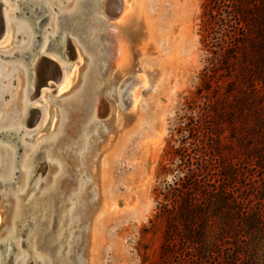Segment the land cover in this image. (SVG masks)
Instances as JSON below:
<instances>
[{
	"label": "rangeland",
	"instance_id": "rangeland-1",
	"mask_svg": "<svg viewBox=\"0 0 264 264\" xmlns=\"http://www.w3.org/2000/svg\"><path fill=\"white\" fill-rule=\"evenodd\" d=\"M62 1L66 2V10H71L75 2ZM203 1L137 0L133 17L144 26V36L133 34L132 23L124 22L125 31L121 35L129 48L130 64L124 73L113 71L110 56L108 63L101 64L100 53L107 47L110 55L113 36L105 26L115 20L105 23L100 16L86 19L82 32L68 30L71 35L66 45L73 46V60H64L67 56L59 46L67 32L61 26L60 38L52 41V47L43 54L44 59L58 65L59 80L46 78L47 85L42 86L37 95L26 99L38 112L34 123L23 126L25 136L33 137L31 144L40 141L34 151L35 161L27 158L24 166L25 171L30 168L34 171L22 194L18 190L14 191L18 193L16 196L9 194L22 183L21 178L17 186L0 187V259L4 254V240L24 241L21 251L32 256L31 244L38 237L35 253L44 262L36 259L31 263L30 258L27 264H76L83 247V239L78 244L76 238L88 230L92 221H78L79 195L83 193L82 203L90 204L94 200L90 192L97 190L103 197L105 209L102 218L94 223L86 264H233L236 255L244 264H264V236L248 235L246 243L240 242L238 235L242 231L222 229L224 212L218 211V204H212L216 203L215 199L210 198L225 183L237 190L243 207H248L249 201L254 204L259 200L254 198L256 192L252 189H262L260 183H250L258 178L255 174L249 175L243 156H235L238 147L226 122L201 123L199 129L193 126L205 102L197 93L208 81L206 60L210 57L200 42ZM110 2L103 1L104 17L108 16ZM1 3L5 29L0 37V55L7 51V56L19 43L14 46L15 27H8L6 22L12 19L11 5L7 0ZM91 14L90 11L88 15ZM43 16L37 20L41 21ZM20 19L21 15H17L16 21ZM45 20L41 25L44 26ZM73 21L72 25L77 20ZM40 33L36 31L35 35ZM89 39L95 42L93 46H89ZM100 43L104 44L101 51ZM54 45L59 46L56 49L60 52L53 49ZM15 60L17 58L0 57V63L5 66ZM25 65L29 68L30 64ZM9 70L5 71L9 73ZM31 72L26 83L21 73L16 77L12 74L8 82L0 73V88H8L3 101L7 103L13 94L16 114L21 112L25 84L29 87L27 92L33 85ZM110 75L112 81H109ZM216 79L218 74L209 79L210 91ZM227 80H219L220 87L225 88ZM255 82L258 87L263 85L260 80ZM86 87L91 89L90 96H81L80 92ZM118 92L122 93L120 101ZM79 94L88 101L86 111L77 108V104L68 105L71 100H82ZM6 107H0L3 116L10 113V110L5 113ZM102 111L105 113L101 114ZM113 126L117 129L115 133ZM88 142L106 149L98 185L93 183L95 177L93 165L87 161L89 155L80 158ZM45 152L48 153L46 158ZM38 163L47 164L43 176L41 171H35ZM233 164H237L236 169L232 168ZM196 167H203L198 173H202L209 186L189 185L191 194H197L196 206L192 207L195 210L181 213V199L192 196L183 190L188 185V170L197 171ZM221 175L228 178L225 176L227 179L223 181ZM4 193L8 194L2 197ZM260 204L264 210V200H260ZM200 208L201 213L196 210ZM131 209L138 214L129 215ZM12 213L19 215L12 229L16 231L14 238L8 235L12 232L9 228ZM226 213V220L229 216L232 218L231 212ZM24 222L30 226L25 227ZM35 226H39L38 232L28 236Z\"/></svg>",
	"mask_w": 264,
	"mask_h": 264
},
{
	"label": "trees",
	"instance_id": "trees-1",
	"mask_svg": "<svg viewBox=\"0 0 264 264\" xmlns=\"http://www.w3.org/2000/svg\"><path fill=\"white\" fill-rule=\"evenodd\" d=\"M200 28V42L210 57L206 60L209 65L206 69L208 81L197 93L205 102L193 126L199 129L201 123L215 125L226 122L238 147L234 151L235 156H243L249 175L255 174L258 178L250 183H260L262 189H252L256 192L254 198L259 200L254 204L249 201L248 207H243L237 190L225 183L220 185V191L210 196L216 201L212 204H218L217 210L224 212L222 229L242 231L238 236L242 239L240 242L246 243L248 235L264 236V210L260 204V200H264V0H204ZM217 74L216 85L210 91L209 79ZM222 78L228 79L225 88L218 84ZM255 80H260L263 85L258 87ZM236 166L233 164L232 168L236 169ZM202 168L188 170V185L183 190L192 196L181 199V213L195 210L192 207L196 206L197 194H191L189 185L201 188L209 186L202 173H198ZM225 176L221 175L223 181L228 178ZM196 210L200 212L202 208ZM226 212H231L232 218L229 216L226 220ZM243 262L236 255L233 264Z\"/></svg>",
	"mask_w": 264,
	"mask_h": 264
},
{
	"label": "bare ground",
	"instance_id": "bare-ground-1",
	"mask_svg": "<svg viewBox=\"0 0 264 264\" xmlns=\"http://www.w3.org/2000/svg\"><path fill=\"white\" fill-rule=\"evenodd\" d=\"M1 1L4 2V0H0V2ZM7 1L9 2L12 8L11 11L12 19L6 21L7 26L15 27L16 34H15L14 46L17 43L19 44L16 47H14L15 50L13 53H11L10 55L8 54L9 56L8 55L5 56L7 51H4L5 53L1 54L3 55V58L9 57L7 59H12V60L17 58V60L12 61L11 62L12 64L7 66L3 65V63H0V73L3 74V79H5L6 82H8L13 75H15L16 77L18 73L23 74L25 83L28 80L29 72L32 71L31 72L32 76L35 75L33 72L34 70L33 67L37 64L38 60L44 59L43 54L47 53L48 49L52 47V41L55 42L56 38L61 33V26H63L67 32L63 34V36L61 37L59 46L61 50H63L62 46L64 47L65 50V47L67 46L66 44L71 35L70 32H73V30L78 31V29L84 28L87 24L86 19L94 20L102 16L105 23L107 22V20L110 19L115 20V23L109 25L106 24L105 26L110 29V33L113 35L110 41L111 43L110 55L107 47L104 46L105 50L103 53H100V57H101V64L102 62L108 63V59L111 57L110 60L113 71H119L120 73L127 72L128 68H130L129 67L130 64L128 60L129 48L125 43L124 40L125 38H123L124 36L121 35V32L125 31L124 24L132 23V28H133L132 33L139 35L140 38L144 36V26L141 23H139V21H137L135 17H133V11L136 12L137 9V0H111L109 8L107 10V14H108L107 17H104L105 15L103 14V11L105 10L103 1L106 2V0H102V1L98 0L96 3L92 0H75L71 10L65 9L66 2L62 0H7ZM93 5H95V9L93 8ZM85 7L88 8L84 10ZM90 11L91 13H93L91 14V16L88 15ZM16 14L21 15L22 19L16 21L17 18ZM44 14H46V17L43 16ZM42 16L44 17L43 19L41 18L42 20L46 19L44 26L41 25L42 20L41 21L37 20L39 19V17ZM60 19H62L63 21H60ZM33 20H36V22H32ZM73 20H77V21L72 25V22H74ZM68 30L70 32H68ZM36 31H40L41 32L40 35L39 34L35 35ZM19 37H21V39H18ZM57 45L56 46L54 45L53 49H55L57 52H60L56 49L59 47ZM103 45H104L103 43L98 44V46L100 47V51L103 48L101 47ZM28 59L29 61L27 62ZM64 60H67V57ZM26 63L30 64L29 68L26 67L27 66L25 65ZM6 67L10 69L9 73L5 71L7 69ZM109 81H112V75H110ZM15 83H16V78L14 84ZM33 85L30 86L29 89L30 91L27 92L29 87H27V84H25V88L21 93V97H22L21 112L17 114H16L17 107L15 106L16 103H14L16 102L15 96L10 93L11 97L9 98L8 102L5 103L3 101V98L5 97V92L8 91V88H0V107L7 106L6 108H4L5 113H7L10 110L9 114H5L4 116L0 114V137H1L0 138V170L2 172L0 176V180L3 182L11 181L13 183L12 185L17 186V184H19L20 178L22 179V183L18 185V187H14L15 189H13V191L9 193L10 195H15V196L18 193H15L14 191L18 190L20 194H22V192H24L25 190L26 181H28L30 174L32 173L31 170L33 168H30L28 171H25L24 166L26 164L27 158L29 159V161H32V159L33 161H35L34 158L36 157V155L34 154V151L37 144L40 142L38 141L34 144H31L33 137L27 138L25 136V130L23 127L24 125L27 126L29 110L32 109L31 104L26 102V99L27 98L30 99L34 96ZM90 93H91V89L90 88L87 89V87L85 88L84 92L83 91L80 92L81 96H83V94L84 96H88V95L90 96ZM80 94L79 96L78 95L77 96L80 97ZM121 94L118 95L119 101L121 100L122 97ZM77 96L74 95L73 97L76 98ZM75 100L77 99L69 101L68 105L77 104V108L84 110L88 109V101H85L84 98L80 101L78 100L75 101ZM10 103L11 104L13 103V105H11ZM15 122H17V124L14 126L13 124ZM7 124L8 126H6ZM111 129H113L112 131L114 133L117 131L115 126H113ZM97 132L98 130L96 131L95 135L97 134ZM26 140H28L27 143H25ZM16 142L17 143L19 142L20 145H23V149L21 153L18 155L16 163H14V151L19 149V145H16ZM101 149L102 148L99 147L97 144L90 145L88 142L87 145L85 146L84 151L81 153L80 156V158L83 159L85 154L89 155L87 157V161L89 163L91 162V164L93 165L92 175L95 177L93 183H95L96 185H98V182L103 174L102 168H100V166L105 159L104 152L106 149L103 150ZM23 155L24 157L20 161V158ZM47 155L48 153L45 152L44 157L46 158ZM16 172L17 175H15ZM80 185H83V183ZM88 185H89V181H87L84 184V186L86 187ZM7 194L8 193H4L3 194L4 196L2 197H5ZM90 195L94 197V200L91 201L90 204L81 202L83 193L82 195L81 194L79 195V200L77 203L78 205L77 209L79 210V211L76 210L79 212L78 221H80L81 219H84L85 221L88 220H92V221L88 230H85L83 235L81 234L78 238H76L78 244L80 243L81 239H83V242H81V244L83 243L82 244L83 247L81 249L80 254L76 258V264L87 263L89 257L88 251L90 250L91 241H92L93 226L95 222H97L100 218H102L101 216L105 209V202L103 200V197L99 195L97 190L96 191L91 190ZM35 211H37V209H34V212ZM137 212L135 211V209H131L129 215H137L138 214ZM13 215L14 213L11 214V216ZM18 218L19 215L15 213L11 225L9 227L10 230L12 231L10 234H8L10 238L15 237L16 231L14 232V230L12 229L16 219ZM36 219L37 218H34V220ZM137 219L139 220V218ZM43 221L44 219L41 222ZM30 222L32 223V221ZM38 230H39V226H37L35 230L31 231L30 232L31 235L28 234V236H34L38 232ZM36 241L37 238L33 240L32 244L30 243L32 245V256H30L31 263H34L36 259L38 260V262L43 263L44 259L40 258L35 253ZM21 242L22 240H16V239H13V241L10 240L7 241V239L4 240L5 249H4V254L1 256L2 263L0 264H7V261L9 262L11 259H12V264H25V260L29 255L21 251L22 249ZM69 255L70 252L67 253V257H66L67 259Z\"/></svg>",
	"mask_w": 264,
	"mask_h": 264
},
{
	"label": "water",
	"instance_id": "water-1",
	"mask_svg": "<svg viewBox=\"0 0 264 264\" xmlns=\"http://www.w3.org/2000/svg\"><path fill=\"white\" fill-rule=\"evenodd\" d=\"M19 14H16V17ZM4 24H5V22H4V18L2 16L1 5H0V37L2 36V34L4 32V29H5V25ZM82 29H78V30L80 32H82ZM73 32H74V30H73ZM92 39L88 40V41H90V45L89 46H93L95 44V42L91 41ZM62 49H63L62 50V54L63 55H65V56L67 55V58L69 60H73L74 59L75 52L73 50V46L70 43H69V46L65 47V50H64L63 46H62ZM0 57H3V55H0ZM7 58H9V57H4V59H7ZM33 69H34V74H35L34 76H32L33 84H34L33 85L34 95H37L39 93V91L41 90L42 86H46L47 85V79L46 78H51V80L54 81V82H57L59 80V68H58V65L56 64V62L53 61V60H50V59L38 60L37 64L33 67ZM96 69L98 71L100 69V65H98L96 67ZM48 72L50 74H48ZM45 74H47V75H45ZM29 76H30V74H29ZM6 96H7V94L5 95V98H6ZM103 113H105V111H102L101 114H103ZM37 117H38V112L36 110H34V109H30L29 110V115H28V124H27V126L31 125V123H34L37 120ZM16 145H19V149L14 151V163L16 162L18 155L21 153V151L23 149V145H20L19 142L18 143L16 142ZM37 166H38V168L35 171H41V176H43L47 164L46 163H38ZM33 171H34V169L31 170V172H33ZM15 175H17V172L15 173ZM12 184L13 183L11 181L10 182H2L0 180V187H2V188L7 187V186H12ZM36 220H34V221L36 222ZM42 223H44V222H41V224ZM28 225H29V223H27L25 225V227L28 226ZM37 239H38V237H37ZM8 240L9 239H7V241ZM24 245H25L24 241H22L21 242V246H24ZM55 246H56V244H54L51 247V249L53 247H55ZM29 260H30V255L25 260V264H27V262ZM0 261H1V259H0ZM7 264H9L8 261H7Z\"/></svg>",
	"mask_w": 264,
	"mask_h": 264
},
{
	"label": "flooded vegetation",
	"instance_id": "flooded-vegetation-1",
	"mask_svg": "<svg viewBox=\"0 0 264 264\" xmlns=\"http://www.w3.org/2000/svg\"><path fill=\"white\" fill-rule=\"evenodd\" d=\"M1 3V2H0ZM1 6H2V3H1Z\"/></svg>",
	"mask_w": 264,
	"mask_h": 264
}]
</instances>
